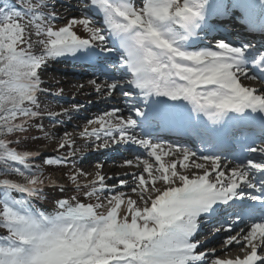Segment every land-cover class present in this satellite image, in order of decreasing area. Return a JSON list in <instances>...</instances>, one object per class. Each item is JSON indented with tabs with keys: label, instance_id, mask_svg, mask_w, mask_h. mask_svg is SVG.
<instances>
[{
	"label": "snow or ice",
	"instance_id": "snow-or-ice-1",
	"mask_svg": "<svg viewBox=\"0 0 264 264\" xmlns=\"http://www.w3.org/2000/svg\"><path fill=\"white\" fill-rule=\"evenodd\" d=\"M235 2L249 16L257 7L254 0ZM89 3L104 13L105 28L90 26L92 22L88 18L73 19L71 24L83 25L90 34L88 39H81L69 27L53 31L36 23L37 35L47 36V40L39 41L43 46L39 55L31 52L30 42L27 49L18 50L25 40V26L19 21L25 17L29 24L48 20L40 11L48 5L43 0L38 4L21 0L22 10L7 4L0 8V124L7 133L25 130L23 124L11 123L17 117L24 118L26 124L31 118L41 116L33 109L40 108L38 95L42 88L38 70L47 61L76 56L85 50L88 54L83 58L99 59L102 54L107 59L116 51L109 45V38H114L112 41L118 45V69L122 74L106 81V87L96 84L99 95L107 93L111 97L119 90L125 98L135 93L144 101L152 96L187 101L192 112L202 114L211 125H223L230 114L236 117L247 112L264 114V96L254 94L253 89L240 82L241 78L257 79L255 75L249 76L251 69L264 73V52L222 41L216 44L218 50L211 51L186 52L176 46L178 40L187 39V35L200 28L208 0H184L183 4L177 0H143L139 8L127 2L114 4L112 0H89ZM259 7L264 10V0H260ZM215 11L226 13L223 0H217ZM181 31L187 35L181 36ZM259 78L264 80V75ZM135 116H143L139 107ZM88 123L100 125L99 129L90 133L85 129L83 133L99 142L97 147L139 145L147 157L154 159L155 167L148 159L142 161V172L148 179L143 174H132L141 189L150 190L149 180L153 186L159 180L166 187L156 188L159 194L143 210L136 207L135 200L128 199L126 212L131 213L130 222L127 215L118 219L124 204L123 194L106 189L105 177L99 174L100 188H93L87 196L96 195L99 199L98 192L111 193L106 214L98 211L104 207L101 203H71L68 199L59 201L60 210L54 215L34 212L27 198L38 196L44 185V180L27 164L35 154L17 151L0 139L3 175L15 174L24 181L0 179L3 189L0 226L9 233L4 237L7 244L0 246V264H264V256L257 254L264 247V220L253 219L264 216V144L253 142L246 146L245 158L234 157L240 162L231 167L234 160L225 162L221 156L203 153L196 157L191 149L183 147L169 146L165 150L160 143L144 139L135 131L136 119L129 114L125 118L120 108H113ZM259 134L264 136V120ZM212 139L209 137L205 142L211 143ZM66 146L65 142L59 144L60 149ZM248 153L258 154L261 160L247 157ZM170 154L182 156L183 161L196 157L208 164L206 167L204 163H196L195 168L203 170V174L189 178L178 174L175 162L169 166L162 162V156ZM68 162L64 157L45 159L47 165ZM125 163L132 165L133 161ZM17 164L27 171L16 167ZM180 167L189 165L181 163ZM177 180L181 186H174ZM118 182L124 185L123 180ZM131 191L135 193L137 187L133 186ZM12 192L21 194L22 198H11ZM140 195L144 197V192ZM249 200L253 203L249 204ZM220 214L232 217L230 224L221 221V226L227 225L230 233L245 217L252 220L247 231L224 240L229 249L233 245L248 248L250 251L243 259H217L215 253H205L203 245L193 240L201 225Z\"/></svg>",
	"mask_w": 264,
	"mask_h": 264
},
{
	"label": "rangeland",
	"instance_id": "rangeland-1",
	"mask_svg": "<svg viewBox=\"0 0 264 264\" xmlns=\"http://www.w3.org/2000/svg\"><path fill=\"white\" fill-rule=\"evenodd\" d=\"M124 0H112L114 4L123 3ZM138 3H132L134 7H141L143 0H138ZM33 4H38L41 0H31ZM178 3L183 4L184 0H177ZM217 0H208V3H216ZM21 3V1L19 2ZM43 3L47 4V8L40 9L41 12L44 13L45 16L49 17L46 21H35L32 24H29L28 18L25 17L21 21H19L22 25L25 26V40L21 42L18 46V50L20 48L27 49L29 46V42L31 44V52L33 54L39 55L43 51V46L39 43L40 40H47L46 34L37 35V29L35 27L36 23H41L42 27L45 29L47 27H51L53 31H59L62 27H69V30L73 32V34L77 35L81 39H88L90 34L85 31L84 26L75 23L71 24L70 21L75 19L76 21L83 20L88 18L92 24V27H100L105 28V26L100 23V20H104V14L102 18L97 21L91 20L90 17H87L85 13H77L72 12L68 13L65 17H60V13L56 10L59 6H66L68 9H80L81 4L84 5L86 9L90 6L89 1H81V0H43ZM17 7L22 10L21 5ZM98 10V8H96ZM102 13V12H101ZM54 17V19H53ZM106 34V33H105ZM60 58V57H59ZM61 59V58H60ZM62 60V59H61ZM53 60L47 61L46 65L42 67L41 70H38L39 75L41 76V88L42 91L38 95V101L40 103L39 109H33L34 111H39L41 113L40 117H33L30 119L31 124L29 125L31 134L22 140L23 144H26L24 151H31L34 155V164L32 167L35 169L40 167L44 169L43 174L46 178L52 183L50 186L52 190L49 191L47 195V202L40 206L39 211H43L47 215H54L57 211H59V201L63 199H68L71 203L81 202L84 204L97 203L96 195L92 197L87 196V192L92 191L93 188L88 185H82L87 182V179H78L77 169L75 164L76 158L86 159L91 158L92 160L96 159L97 162L100 160L99 153L97 150V143L95 139L91 136L83 135L85 129L90 133L93 129H99L100 127H91L93 123L89 124L88 121H96V119L92 118L93 114H96L97 111L101 112V116H104L106 111H100L98 108L90 106L92 103V98H89L87 101H83L80 98L70 97L68 93L65 92L61 87H57L54 84L53 78L49 75H42V72H48V74L58 72H65V74L75 73L76 68L74 66L67 65L65 59L63 61H55ZM79 70V69H78ZM78 75H71L67 77H76ZM86 76V75H82ZM51 77V78H50ZM90 92H95L90 90ZM94 96L95 93H89L88 95ZM106 95V96H104ZM100 99L102 103L99 108L102 110H111L115 107L114 100L117 96L114 93L111 97L104 94ZM71 111L72 114L69 116H60V114L64 112ZM22 117H17L16 121H21ZM59 122V123H57ZM81 124V125H80ZM94 123L93 125H96ZM42 125V128H41ZM61 142H65L68 146L64 149L59 148V144ZM72 152L73 155L69 156L68 154ZM64 157L68 159L67 164L61 165H47L45 163V159L48 157ZM146 159V158H144ZM90 160V159H86ZM79 162V161H78ZM94 162V161H93ZM142 174V173H141ZM145 175L146 179H148L147 175ZM117 180L113 182V185L119 186L121 185L118 181L123 180L124 184L129 182L132 184L131 187L137 185V182L131 179L128 181L127 178L115 177ZM150 183V182H149ZM106 186V184H105ZM107 187L109 185L107 184ZM139 187V186H138ZM111 188V187H109ZM76 199L73 200L72 198ZM138 207V206H136ZM127 208V205H126ZM140 208V207H139ZM141 209V208H140ZM33 210V209H32ZM106 208L98 209L99 212L107 213ZM143 210V209H141ZM34 212L36 209L33 210ZM124 215L128 216V222L131 221V213H127L124 211L123 215H118V219H122ZM203 236H201L202 238ZM201 238H197L201 239Z\"/></svg>",
	"mask_w": 264,
	"mask_h": 264
},
{
	"label": "bare ground",
	"instance_id": "bare-ground-1",
	"mask_svg": "<svg viewBox=\"0 0 264 264\" xmlns=\"http://www.w3.org/2000/svg\"><path fill=\"white\" fill-rule=\"evenodd\" d=\"M56 10L61 14L60 17H66L68 13H72V12H79V13H85L87 17H90L91 20L93 21H97L101 18V14H104L103 12L101 13V11L98 9H93L91 6H88L86 9L84 8V5L81 4V8L80 9H68L66 8V6H59L56 8ZM250 17V16H249ZM252 18V17H251ZM210 27L211 24L209 25ZM220 26V25H219ZM214 29H216L214 27ZM253 33H251V35H247L246 37L250 40L253 39L254 43L260 44L261 46L264 48V41L260 42L259 37L262 35L259 31L256 30V27H253ZM262 29V28H261ZM250 30V28H249ZM246 32H249L246 30ZM181 33H183V31H181ZM180 33V34H181ZM242 38V37H241ZM110 46H113V42L109 39L108 41ZM88 53L87 51H83V52H77L75 57H78L81 60H85L87 61H93L91 63H85L84 62V66L87 70V72L92 75L93 78H89L86 76H82L79 75L76 77H67L69 76V74L71 75H76L75 73H69V74H65V72H58L57 74L52 73V74H48V72H42V75H44V77H46V75L49 77V75L53 78V80L55 81L54 84L57 87H61L63 90H65L66 93L69 94L70 97H73L72 95H74L75 98H80L83 101H87L89 98H92V101L94 103H92L90 106H93L95 108H98L100 111H110V110H102L101 108H99V106L102 104L100 102H102L100 99L102 98L103 95H99L97 94V92L95 91L96 88V84H99L103 87H106V84L103 83L101 81V79H103V77L101 76L102 73L100 74H91V73H96L97 69L102 68L103 66H105L109 61H113L114 58H112L115 54V51L113 53L110 54V56L107 59H104L103 55L101 54L99 59H93V60H89L86 58H83L82 56H86ZM68 56H72V55H68ZM67 56L64 57H60V58H56L53 60L52 63H55V61H63L64 59H66ZM70 59V57H69ZM71 61V60H70ZM66 63V62H64ZM70 66H74L73 63H70ZM96 70H93V69ZM78 70V69H77ZM46 74V75H45ZM121 71L118 69L117 70V75H121ZM50 77V78H51ZM96 77V78H95ZM95 78V79H94ZM96 82L95 84L93 82ZM241 85L245 86L247 85V80H243V78H241ZM90 90H93L95 92H90ZM89 93H95L94 96L88 95ZM261 93V92H260ZM72 94V95H70ZM106 94V93H105ZM106 96V95H104ZM117 103V108H122V110L124 111L125 108V104L123 99L120 98V100L116 101ZM126 111V110H125ZM70 114H72L71 111L69 112H64L63 114L61 113L60 116H69ZM122 114L124 115L125 118H127L125 116V112H122ZM101 116V112L97 111L96 114L92 115V118L94 119H99ZM94 124V123H93ZM91 127H100V125L97 123L96 125H93ZM81 125V124H80ZM165 150H167L169 148V145L166 144H162L160 143ZM128 146V144H127ZM172 147V146H171ZM174 148V147H172ZM110 151L114 152V149H111ZM131 155V156H129ZM127 159H120V161L115 162L114 158H111L105 154H101V159L98 160L99 162H97V160L95 159H91V158H86V159H90V160H86V159H79L76 158L75 161H77L75 164V167L77 169V178L78 179H87V182L82 184V185H90V186H95L96 187H100V184L98 183V175H102L105 177V188H109L111 187V189L116 193V194H123L122 198L124 200V204L121 205V210L120 213L118 215H123L124 211L126 210V205H127V201L128 199H132L135 200L136 206L140 207L141 209H143L144 207L151 206V199H154L156 195H158L159 193H157L155 191L156 188H161L163 189L164 187H166L162 181H157V183L153 186L151 184V181L149 180V184L147 186V189L150 190H146V189H141L140 187H138L137 185H135L137 187V191L135 193H133L131 191V185L129 184V182H127L126 184L119 185H113V182L116 181L117 179L115 177H122V178H127L128 176V181H131L132 179V174L134 173H139V174H143L142 169H143V164L142 161L144 160V158H138L135 156V154H129ZM147 156V155H146ZM149 160V163H152L155 165V161L153 158H146ZM127 160H132L133 163L132 165H128L125 163V161ZM79 161V162H78ZM94 161V162H93ZM162 162L166 165L169 166L171 163L175 162L177 164V172L178 174H186L189 176V178H192L193 176L196 175H202L203 174V170L201 169H196L195 168V164L196 163H204L207 167L208 162L204 161V160H200V159H196V157H191L188 161H183V157L179 156V155H174V154H170L167 156H162ZM184 163L186 165H189L188 168H182L180 167V164ZM231 171V169H229ZM209 171H211V169L209 168ZM158 175V173H157ZM107 184L109 185V187H107ZM174 186H181L179 181L177 180L176 184ZM144 192V197H149V199H145L144 197H142L140 195L141 192ZM99 195V199H97V203H101L104 205L103 208H106L108 211L109 210V205H108V200L111 198V193L105 191V192H98ZM97 198V196H96ZM202 228V226H200V229ZM217 229V228H215ZM212 229V230H215ZM219 230V228H218ZM219 235V234H218ZM196 238V234L193 237V240ZM224 235L219 238L217 241L219 244V247H213L212 250H215V252H218L216 254V258L220 259V260H235L237 258L238 255H242V257L246 254L247 248H241L237 245H233L230 249L229 248H223L224 245ZM216 241V242H217ZM222 243V244H220ZM263 248V247H262ZM210 251V249H208Z\"/></svg>",
	"mask_w": 264,
	"mask_h": 264
},
{
	"label": "trees",
	"instance_id": "trees-1",
	"mask_svg": "<svg viewBox=\"0 0 264 264\" xmlns=\"http://www.w3.org/2000/svg\"><path fill=\"white\" fill-rule=\"evenodd\" d=\"M20 1L21 0H0V8H3L5 6V4L9 5V7H16L17 8V4H21V3H19ZM26 106H28V105H26ZM20 119H21V121L17 122L15 119L11 123L23 124L25 130L24 131H17L14 133H7L6 130L3 128V125L0 124V139L6 140L9 143V147L14 148L17 151L24 152L23 149L27 145L23 144L22 140L25 138L26 135L28 137L31 134L30 127H29L31 122H30V120H28L27 123L25 124L24 118H20ZM27 164L29 165V167L34 172H37V174L44 180V185L41 187L39 195L36 197L27 198L30 200V206L39 210L40 206H42L44 203L47 202V195H48L49 191L52 190V187L50 186L51 181H49L46 178V176L43 174L44 169H42L40 167H37L35 169L34 167H32V165H35L33 159H29L27 161ZM15 166L20 167L22 171H27V169H25L24 166H22V165L17 164ZM3 172H4V165L2 162H0V179H12V180L17 181V182H24L22 177H19L15 174L3 175ZM2 194H3V189H0V198H2ZM11 198L19 199V198H22V196L19 193L12 192ZM24 198H26V197H24ZM8 235H9V233H8L7 229L0 226V246L7 244V241L4 239V237H6Z\"/></svg>",
	"mask_w": 264,
	"mask_h": 264
}]
</instances>
